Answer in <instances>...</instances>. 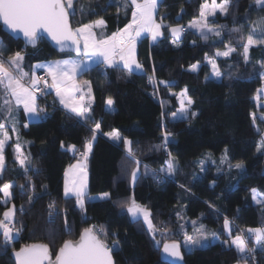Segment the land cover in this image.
Returning a JSON list of instances; mask_svg holds the SVG:
<instances>
[{
    "label": "trees",
    "instance_id": "trees-1",
    "mask_svg": "<svg viewBox=\"0 0 264 264\" xmlns=\"http://www.w3.org/2000/svg\"><path fill=\"white\" fill-rule=\"evenodd\" d=\"M203 1L160 0L155 21L162 22V35L155 42L144 38L137 46L142 73L98 63L78 76L91 88L90 119L79 120L60 108L50 90L45 98L52 101L51 106L41 111L44 101L37 98L38 119L19 121L28 172L24 174L15 158L14 143H7L0 186L13 185L10 203L15 221L11 225L18 235L5 246L0 233V264H14L10 252L33 242L46 243L55 257L64 241L77 239L87 228L97 230L115 264H168L160 261L161 247L168 242L179 243L184 264H264V251L255 247L254 237L247 232L264 228V203L255 204L250 196L253 189L264 195V149L258 151L264 118L257 114H264V108L254 99L264 73V34L259 38L252 31L264 19V6L255 0H231L228 12L210 21L220 36L208 35L204 40L185 28L173 41L169 27L186 26L199 14ZM123 4L124 0H74L71 25L75 29L103 19L104 24L92 31L96 40L106 39L131 19L132 5L128 2L125 10ZM250 34L256 43L250 46L246 62L243 45ZM229 47L235 51L216 58V52ZM17 53L23 57L17 61L20 69L30 74L35 63L74 56L57 53L45 40L25 47L0 25V56L5 64ZM208 60L216 62L221 72L218 80L211 77ZM193 64H198L196 71L190 69ZM160 81L171 83L166 86ZM185 91L193 103L185 118H172L179 107L177 93ZM109 98L112 111L106 109ZM97 123L100 128L93 139ZM112 130L119 133V142L104 136ZM165 134L169 138L166 149ZM123 138L132 142L134 158L128 156ZM92 139L86 157L88 191L80 209L74 196L63 194V174L84 155L85 144ZM224 151L227 159L222 160ZM169 153L176 164L172 175L159 171L167 168ZM237 163L243 169H237ZM135 168L138 174L131 185ZM159 173L166 174L161 177ZM104 193L108 198L90 199ZM1 197L2 193L0 221L9 205ZM132 201L149 209L151 230L141 219L129 217L126 208ZM225 218L231 222L229 232L224 228ZM192 223L201 226L207 238L185 250L184 234L191 233ZM238 235L247 240L248 248H256L247 258H241L231 245Z\"/></svg>",
    "mask_w": 264,
    "mask_h": 264
},
{
    "label": "snow or ice",
    "instance_id": "snow-or-ice-1",
    "mask_svg": "<svg viewBox=\"0 0 264 264\" xmlns=\"http://www.w3.org/2000/svg\"><path fill=\"white\" fill-rule=\"evenodd\" d=\"M132 5V20L125 26L124 29L120 30L119 33H113V35L107 39L93 41L89 43V37L92 36V28L94 26L99 27L104 24L103 19L97 20L92 24H85L81 28L73 31L68 23L69 14H74V0H0V20L3 21L5 25L13 32L19 30L23 33L26 38L27 43L35 46L38 40L41 38V30L47 33L49 37L63 50L65 47L75 46V50L78 54L84 55L86 57L85 61L79 60H65L58 61L47 66L48 73L53 78V87H57V95L61 96V89L58 84L63 83L65 85L64 91H68L67 81L71 80L72 75L82 73L83 71L91 70V65L96 63H103L106 67H117L118 62L116 61V55H119L120 60L123 61V68L127 69L129 72L133 71V66L135 69H141L142 65L139 64L134 58V44L132 43L142 33H149L151 35L152 41H157V38L162 35L160 28L161 24H157L153 18V11L158 7L160 0H130ZM231 0H223V3L219 5V10L221 13H227L229 10ZM257 5L264 6V0H255ZM205 5L201 6V18L205 21L204 23H195L192 26L200 30L201 37L204 40L208 39V34L211 33L215 36H220V31L217 29L209 28L207 24V16L205 12ZM215 0H213V14L216 9ZM123 8L126 10L128 8V0H124ZM120 11V8L117 9ZM259 23L264 24V19ZM173 37H179L183 29L179 26L170 28ZM233 31H239V29H233ZM255 31V28L253 29ZM134 33V35H133ZM87 34V35H85ZM79 36H85L83 50L80 48ZM119 36V41L117 42V37ZM125 37L127 39H125ZM71 41V45L68 42ZM256 41L253 40V36L250 34L247 38V43L243 45L244 48V58L248 61V52L250 46L255 44ZM235 51L234 48L229 47L223 53H217V55H223L225 57L229 56L231 52ZM100 57L102 59H94ZM23 57L20 53L16 54V57L9 61L11 65L14 66V71H9L5 67V62L2 56H0V85L4 86L5 95H10L15 99L16 104L19 105L23 103L24 110L26 113L32 116H37L39 113L34 105V96L29 88H26L22 81L27 78V74L23 73L20 69L17 61H21ZM212 65L213 75L215 77H220L221 72L217 68L215 61H209ZM37 68L44 67L43 65L35 66ZM198 64H193L190 66L192 71H196ZM59 77V80H58ZM39 77L33 76L31 83L32 87L35 88L39 83ZM153 80V76L149 77V81ZM6 81V83H5ZM161 84L169 85L170 81H160ZM87 84V82H85ZM75 86H73V89ZM186 94V91H185ZM63 103V97L61 99ZM107 105H111L113 101L109 98L107 100ZM193 103L191 98H188L185 103L182 101V106L178 113H173V118H176L179 114L186 115L188 112V107ZM66 107L68 105H65ZM5 111L4 115L8 120L12 119V105L11 101L6 99L4 105ZM76 116L81 119H90L87 115L86 109H76ZM195 115V113H192ZM6 125L5 123H0V132L3 133V138H0V171L3 170L5 165V158L3 155L4 145L7 139V132L4 131ZM27 127V125H25ZM100 128V124L97 123L92 129L93 139H95L96 133ZM13 130H15L13 128ZM110 138L114 141H119L121 139L118 132L113 130ZM169 142L168 135L165 134L164 137V147L167 148ZM123 143L125 150L129 157L134 158V152L131 147L132 142L127 138H123ZM159 145L157 148L159 149ZM264 149V144L258 146V151ZM91 150V141L86 142L84 156L87 157L88 151ZM17 153L20 152L19 144L16 145ZM169 155V160L167 161V168L160 169L161 172H166L168 175H172L175 172L176 164L174 158ZM225 157H222V160ZM20 166L24 169V174L27 175L28 168L25 166L28 157L21 158L17 157ZM139 161H137V165ZM201 164L203 162L201 161ZM75 168L76 166H72ZM85 165L80 166V171L83 174L82 178L70 182L68 179L69 172L65 171V196L75 195L77 204L83 208L85 200V189H86V176L87 173L84 170ZM237 169H243L244 165L242 163H237L235 165ZM138 174V169L132 171V181L135 182ZM13 187L12 184H4L0 186V193L6 198H11L12 193L10 189ZM23 188V185H21ZM253 199H256V190L253 189ZM109 194L104 193L100 199L108 198ZM35 199V196L29 198V204ZM258 203L261 201L257 200ZM53 205L50 204L49 208L52 209ZM22 210V209H21ZM15 208L9 209L4 213L6 220L9 217L14 216ZM127 212L131 214L133 218H138L143 215L144 221L148 223L149 228L153 226L151 224L150 216L151 213L148 209L143 208L132 201V205L127 207ZM51 215V212H50ZM231 222L228 218H225L224 228L225 230L230 229ZM0 230L4 236L5 246L8 242L13 239V234L10 226L5 221H0ZM95 228L84 229L80 235L78 241L66 240L63 245L59 248L55 264H112L111 254L108 245L99 239L96 234ZM100 231H103L102 229ZM199 238L194 236H187L185 243L186 245H199L203 239L207 237L200 230ZM249 234L255 236V243L257 247L264 251V228L247 229ZM215 236V233H212ZM224 244H228V241H224ZM231 245L234 246L241 256V258H247L249 254L256 251V248H248L245 239L242 236H236L231 240ZM116 245L113 246L115 248ZM164 253L168 254L170 257L177 259H182L180 253V246L173 243L172 245H164ZM49 248L48 245H31L26 248H22L19 252L15 253L18 264H43V261L48 259ZM173 264L175 262L173 261Z\"/></svg>",
    "mask_w": 264,
    "mask_h": 264
},
{
    "label": "rangeland",
    "instance_id": "rangeland-1",
    "mask_svg": "<svg viewBox=\"0 0 264 264\" xmlns=\"http://www.w3.org/2000/svg\"><path fill=\"white\" fill-rule=\"evenodd\" d=\"M128 2H130V0H128ZM65 3H66V0H65ZM223 2H221V3H219V2H217V1H215V4H216V9H215V13L213 14V0H204L203 1V3H202V5H205L206 7H205V12H206V16H207V24H208V27L209 28H213V29H217L218 30V28L216 27V26H214L213 24H210V21L217 15V14H224V13H221L220 12V10H219V5H221ZM130 4H131V2H130ZM157 9V8H156ZM156 9L153 11V18H154V21H155V14H156ZM200 13H201V9H200V11H199V14L196 16V17H194V18H192L187 24H186V26H182V25H171L170 27H169V29H168V32H169V34H170V36H171V38H172V40L173 41H177L180 37H181V34H182V32L185 30V28H187V29H190V30H193L195 33H197L198 35H201L200 34V30L198 29V28H196V27H193L192 25L193 24H195V23H204L205 21L201 18V16H200ZM131 20H132V16H131ZM130 20V21H131ZM156 23L157 24H161L162 25V22H157L156 21ZM177 26H179V27H181L182 29H183V31L180 33V36L179 37H173V35H172V33H171V31H170V28H172V27H177ZM78 28H80V26H78V27H75V29H74V31L76 30V29H78ZM255 28V31H253V29ZM92 31V30H91ZM160 31H161V28H160ZM252 31L254 32V33H257V36H260L259 38H261L262 37V34H264V26L262 25V24H254L253 25V28H252ZM162 33V32H161ZM85 35H87V34H85ZM208 35H210V36H214L213 34H211V33H209ZM80 40H81V42H82V45L84 46V41H85V36H79L78 37ZM144 38H146V37H144ZM144 38H142V39H144ZM253 38H255V36H253ZM93 41H89V43L91 44ZM133 44H134V58H135V60L138 62V60H137V46H138V42H137V39L134 41V42H132ZM227 50V49H226ZM226 50H224V51H226ZM223 51V52H224ZM223 52H220V53H223ZM219 56H223V55H217V57H219ZM224 57V56H223ZM97 58V57H96ZM116 60H120V57H119V55H116ZM95 59V58H94ZM65 60H79V61H85L86 60V57L84 56V55H82V57L81 56H79V57H77V56H70V55H68V56H66V57H61V58H58V59H54V60H49V61H45L44 63L45 64H48V63H51V64H53V63H55V62H58V61H65ZM4 61V60H3ZM209 61L210 60H208L207 62H208V64H209V66H211L212 67V65L209 63ZM139 63V62H138ZM216 63V62H215ZM42 64V63H41ZM40 63H37V64H35L34 65V69H35V72L36 71H44V72H46V73H48V71L46 70V69H43V68H37V67H35V66H37V65H41ZM140 64V63H139ZM5 67L6 68H8L9 69V71H14V66L13 65H11L10 63H8V64H5ZM40 69V70H39ZM212 70V75H211V77L213 78L214 77V75H213V69H211ZM144 70H143V67H142V70L141 69H135V66H133V72H136V73H142ZM80 74V73H79ZM263 76H264V73H263ZM37 77V76H36ZM59 78V77H58ZM75 83H76V85H75V83H73V84H69L68 86H67V88L69 89L68 91H64V88L61 90V96L63 97V99L65 100L64 101V103L66 104V105H69V106H71L72 108H76V109H79V108H81V105L83 104V102H85V103H87V102H89L90 100H92V93H91V88H90V85H89V83L87 82V81H77L78 79H77V76H76V78H75ZM85 82H87V84H85ZM5 83H6V81H5ZM53 83V82H52ZM82 86L81 87V90H80V88H79V86ZM29 87H31L32 86V84H30V85H28ZM73 86H75V88L73 89ZM52 91V90H51ZM258 92H259V94H256L255 95V97H254V99H255V101H256V104H257V106L259 107V108H264V100L262 99V97H263V95L261 96V94L260 93H263L264 92V78L262 79V83H261V85H260V87H259V90H258ZM33 95H34V97H35V102H36V104L38 105V104H40V102L37 100V96H36V94L35 93H33ZM11 97H10V95H5V92H4V86L3 85H0V123H5V125H6V127H5V129H4V131H6L7 132V139H6V142H5V145H4V148H5V146L7 145V143H9V142H13L14 143V147H15V158H16V160H17V162H18V164H19V161H18V159H17V157L18 156H20L21 158H23V157H28V154L26 153V151H24L23 150V146H22V144H23V142L22 141H20V138H19V130H18V125L16 124V122H15V120L16 119H14L15 118V115H16V109H15V107H13V101L10 99ZM177 98H178V104H179V107H178V110H177V112L176 113H178V111H179V109L181 108V106H182V101L185 103V105H186V101H187V97H186V95H185V93L184 92H178L177 93ZM6 99H8V100H10L11 101V105H12V109H13V111H12V119L11 120H8L7 119V117L5 116V115H3V117H2V113L1 112H4L5 111V108H4V105H5V100ZM106 109L107 110H110V111H112L113 109H114V107H113V103L109 106V105H107L106 104ZM188 109H189V107H188ZM264 110V109H263ZM42 111V110H41ZM257 114H259L260 115V117H262V118H264V114L263 113H261L260 111L257 113ZM187 115V114H186ZM186 115H184V114H179V115H177V117L176 118H185L186 117ZM172 118H173V116H172ZM13 128L15 129V130H13ZM9 130V131H8ZM113 132V130L112 131H109V132H106V133H104V136L105 137H107L108 139H110V140H112L111 138H110V135H108V134H111ZM0 138H3V133L2 132H0ZM121 140V139H120ZM119 140V141H120ZM119 141H117V142H119ZM92 143H93V139L91 140V145H92ZM17 144H19V146H20V152L19 153H17V151H16V145ZM261 144H264V132H262L261 133V137H260V145ZM4 150V149H3ZM69 150H71L72 152L71 153H73V151H74V146H71L70 148H69ZM84 152H85V150H84ZM88 153H89V151H88ZM211 156V155H210ZM222 157H225L223 160H225V159H227V151H224L223 153H222V155H221V157H220V159H222ZM28 160L26 161V167L28 166ZM20 165V164H19ZM76 166L75 168H73L72 166ZM81 165H85L86 167H85V171H86V173H87V176H86V189H85V194H87V191H88V168H87V158H85V156L84 155H82L81 157H79V158H77L75 161H73L70 165H68L66 168L67 169H65V171L67 170L68 172H69V176H68V179H69V182H70V186H71V181L72 180H77V181H79L81 178H82V176H83V174L81 173V171H80V166ZM5 166V165H4ZM4 169V168H3ZM135 169H137V168H135ZM1 172L2 171H0V174H1ZM160 174V176L161 177H163L165 174H163V173H159ZM65 179H66V177H65V173H64V175H63V191H64V186H65ZM133 181H132V176H131V185H133ZM7 184H12V183H7ZM256 190V189H255ZM11 191V190H10ZM64 194V196H65V192L63 193ZM69 196H74L75 197V195H69ZM68 196V197H69ZM102 196V194H96V195H92L91 197H90V199H92V200H98V199H100V197ZM250 196H251V199H252V201H253V203H255V204H263L264 203V195H262L261 193H259L257 190H256V199H253V191L251 190V192H250ZM76 198V197H75ZM84 200H85V197H84ZM257 200H259V201H261L260 203H258L257 202ZM1 202L2 203H4V204H9L8 205V207H7V209L4 211V213L6 212V211H8L9 209H12L14 206H13V204H11L10 203V198H6L4 195H3V193H2V197H1ZM85 204V203H84ZM137 204V203H136ZM76 205L80 208V209H83L84 208V206H83V208H81L80 207V205H78L77 204V201H76ZM132 205V202H131V204L129 205V206H131ZM137 205H139V204H137ZM139 206H141V205H139ZM141 207H143V208H146V207H144V206H141ZM146 209H148V208H146ZM126 210H127V208H126ZM149 210V209H148ZM128 215H129V217L131 218V219H141L142 221H143V223H144V225H145V227L148 229V230H151L150 228H149V225H148V223H146L145 221H144V218H143V215H140L138 218H133L132 216H131V214H129L128 213ZM15 214H14V216H12V217H9L7 220H6V218H5V216H4V214H3V217H2V220L1 221H5L8 225H11V223L13 222V221H15ZM150 220H151V216H150ZM151 224H152V220H151ZM184 224V223H183ZM185 229H184V227L182 228V231L183 232H185L184 231ZM198 230H200V231H202L203 233H204V235L206 236L207 234H206V232L204 231V229L201 227V226H199V225H196L195 223H192V228H191V233L190 234H184L185 235V237H184V239H183V247H184V249L185 250H189L193 245H186V243H185V240H186V237L187 236H194V237H197V238H199V236H200V232L198 231ZM12 231V234H13V238H15L17 235H18V233H16V231H14V228H13V230H11ZM227 232H229V230H227ZM0 233H2V230H0ZM164 236H166V235H169L167 232H164ZM235 238V237H234ZM204 240L205 239H203L202 241H201V243H203L204 242ZM245 241H246V244H247V240L245 239ZM247 247H248V245H247Z\"/></svg>",
    "mask_w": 264,
    "mask_h": 264
},
{
    "label": "crops",
    "instance_id": "crops-1",
    "mask_svg": "<svg viewBox=\"0 0 264 264\" xmlns=\"http://www.w3.org/2000/svg\"><path fill=\"white\" fill-rule=\"evenodd\" d=\"M132 16V15H131ZM131 20V19H130ZM131 21H129V23H130ZM128 23V24H129ZM155 23H156V21H155ZM127 24V25H128ZM83 26V25H82ZM82 26H80V28L82 27ZM125 28V27H124ZM123 28V29H124ZM122 30V29H121ZM118 33H119V31H118ZM133 35H134V33H133ZM111 37V36H110ZM144 37H146V38H148L149 39V41H151V42H153L152 41V38H151V35L149 34V33H147V32H145V33H142L141 34V36L140 37H138L137 38V42L139 43L141 40H142V38H144ZM109 38V37H108ZM159 38V37H158ZM157 38V39H158ZM107 39V38H106ZM103 40V39H102ZM89 41H98V40H96L95 39V36H94V33H93V31H92V36L91 37H89ZM224 50H222V51H218L219 53L220 52H223ZM218 52H216V58H221V57H223V56H219V57H217V53ZM82 57V56H81ZM225 57V56H224ZM95 59H102V58H100V57H97V58H95ZM116 59V58H115ZM117 62H118V65L119 66H122L123 67V61H121V60H116ZM210 61H212V60H210ZM45 61H43V62H38V63H42L41 65H43L44 67H40V68H43V69H46L47 70V66L48 65H50L51 63H48V64H45L44 63ZM208 63V62H207ZM35 64H37V63H35ZM34 64V65H35ZM96 63H94V64H92L91 66H93V65H95ZM103 64V63H102ZM211 64V63H210ZM34 65L32 66V73L30 74V73H27V72H24L23 70H22V72L23 73H25V74H27V78L26 79H24L23 81H22V83H23V85L26 87V88H29V89H31V91H32V95H33V93H34V91H33V87L31 86V87H29L28 85H30V84H32L31 83V80H32V77L33 76H36V72H38V71H36L35 72V69H34ZM104 65V64H103ZM105 66V65H104ZM210 68L212 69V67L210 66ZM40 70V69H39ZM43 71V70H42ZM47 74H49V73H47ZM81 74V73H80ZM80 74H75V75H72V77H71V80L70 81H67V86L69 85V84H73V83H75V78H76V76H77V79H78V76L80 75ZM211 74H212V70H211ZM49 76H50V78H51V80H52V82H53V78H52V76L49 74ZM215 80H218L220 77H213ZM264 78V76L262 75V79ZM58 80H59V78H58ZM77 81H80L79 79L77 80ZM54 83V82H53ZM75 85H76V83H75ZM58 87H60V89L62 90L63 88H65V85L63 84V83H61V84H58ZM81 85L79 86V88H80V90H81ZM54 89H52V92H53V97H54V99H55V101L57 102V104H58V106L60 107V108H62L63 110H65V111H67L68 113H70V114H72V115H74L75 117H77L76 116V112L75 111H73V108L71 107V106H65L66 104L63 102H61V99H62V96H58L57 95V87H53ZM83 88V87H82ZM259 90V89H258ZM257 90V91H258ZM257 94H259V92H257ZM261 94V96L262 95H264V92L263 93H260ZM34 96V95H33ZM11 97V96H10ZM35 98V97H34ZM12 101H13V107H15V109H16V115H15V118L14 119H16L15 120V122H16V124L18 125L19 124V121H21V120H26V121H31V120H36V119H38V115L37 116H32L31 114H29V113H26L25 112V110H24V105H23V103H21V104H19V105H17L16 104V101H15V99L14 98H10ZM64 100V99H63ZM65 101V100H64ZM92 102H93V100H90L89 102H87V103H85V102H83V104L81 105V108H79V109H86L87 110V115L89 116V113H90V108H91V105H92ZM35 108H36V102H35V99H34V105H33ZM78 109V110H79ZM79 120H84V119H81V118H79V117H77ZM9 131V130H8ZM110 140V139H109ZM111 141H113V142H117V141H114V140H111ZM71 151V150H70ZM74 152V151H73ZM69 167V166H68ZM67 167V168H68ZM66 168V169H67ZM64 173H65V171H64ZM64 175V174H63ZM64 188H65V186H64ZM63 193H64V191H63ZM253 237H254V239H255V236L254 235H252ZM255 247L256 248H258L257 247V245H256V243H255Z\"/></svg>",
    "mask_w": 264,
    "mask_h": 264
},
{
    "label": "water",
    "instance_id": "water-1",
    "mask_svg": "<svg viewBox=\"0 0 264 264\" xmlns=\"http://www.w3.org/2000/svg\"><path fill=\"white\" fill-rule=\"evenodd\" d=\"M68 23H69L70 28L74 31V28H73L72 25H71V16H70V14H69V17H68ZM0 25H1V29H2V31H3L4 33H6L7 35H9L10 37H12V38L15 39V40H20V41L23 43V45H24L25 47H31V48L36 47L39 41H41V40H45V41H46V42H47V43H48V44H49V45H50V46H51V47H52L57 53H69V54H72V55L77 56V57L82 56V55H80V54H78V53L76 52V50H75V46L65 47V48L62 50L61 47H60L59 45H57V44L55 43V41H53V40L51 39V37H49V36L47 35V33H44V32H43V30H41V38L38 40L37 44H36L35 46H33V45L27 43L26 38L23 36V33L20 32L19 30H17L16 32H13L11 29H9V28L7 27V25H5V24L3 23L2 20H0ZM78 39H79V38H78ZM79 43H80V48H81V50H83V45H82V42H81L80 39H79ZM68 44L71 45V41H69ZM87 229H88V228H87ZM82 232H83V231H82ZM82 232H81V233H82ZM81 233L79 234V236L77 237V239H75V240H71V241H78L79 238H80ZM96 234H97V233H96ZM97 236H98V234H97ZM98 237H99V236H98ZM99 239H100V237H99ZM100 240H101V239H100ZM101 241H102V240H101ZM104 243H105V242H104ZM173 243L179 245V243H177V242H168V243H165V244L172 245ZM105 244H106V243H105ZM165 244H164V245H165ZM31 245H47V244H46V243H43V242H33V243L28 244V245H21L18 249L12 250V251L10 252V257H11V259L13 260L14 264H18V261H17V258H16V256H15V253H16V252H19L22 248H26V247L31 246ZM62 245H63V244H62ZM62 245H61V246H62ZM106 245H107V244H106ZM164 245L161 247V250H160V261L165 262V263H168V264H173V261L175 262V264H184V261H183V255H182V251H181V247H180V253H181V257H182V259H177V258H174V257H170L168 254L164 253ZM179 246H180V245H179ZM48 248H49V246H48ZM109 250H110V254H111L112 264H115V262H114V258H113V256H112L111 249L109 248ZM57 252H58V251H57ZM56 255H57V253H56ZM56 255H55V257H53V254H52V252H51V250H50V248H49L48 259L44 260V261H43V264H55Z\"/></svg>",
    "mask_w": 264,
    "mask_h": 264
},
{
    "label": "built area",
    "instance_id": "built-area-1",
    "mask_svg": "<svg viewBox=\"0 0 264 264\" xmlns=\"http://www.w3.org/2000/svg\"><path fill=\"white\" fill-rule=\"evenodd\" d=\"M125 39H127L125 37ZM119 41V36L117 37V42ZM134 42V41H133ZM36 76L39 77V83L38 85L33 88L34 93L36 94L37 98L40 99L42 102V106H41V110L44 112L46 110V106H51L52 101H47V99L45 98V94L48 93V91L54 89L53 88V83L52 80L49 76V74H47L44 71H38L36 73ZM11 230H13V226L9 225ZM251 254H249L250 256Z\"/></svg>",
    "mask_w": 264,
    "mask_h": 264
},
{
    "label": "bare ground",
    "instance_id": "bare-ground-1",
    "mask_svg": "<svg viewBox=\"0 0 264 264\" xmlns=\"http://www.w3.org/2000/svg\"><path fill=\"white\" fill-rule=\"evenodd\" d=\"M75 150V149H74ZM15 218V217H14Z\"/></svg>",
    "mask_w": 264,
    "mask_h": 264
}]
</instances>
